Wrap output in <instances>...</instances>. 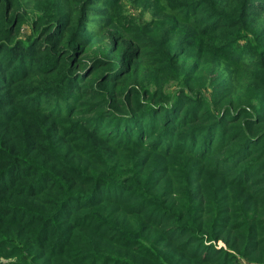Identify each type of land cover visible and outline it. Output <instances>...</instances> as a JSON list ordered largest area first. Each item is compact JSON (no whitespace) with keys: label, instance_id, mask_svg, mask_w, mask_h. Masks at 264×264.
<instances>
[{"label":"trees","instance_id":"1","mask_svg":"<svg viewBox=\"0 0 264 264\" xmlns=\"http://www.w3.org/2000/svg\"><path fill=\"white\" fill-rule=\"evenodd\" d=\"M122 1L0 0V264L264 263V0Z\"/></svg>","mask_w":264,"mask_h":264},{"label":"rangeland","instance_id":"2","mask_svg":"<svg viewBox=\"0 0 264 264\" xmlns=\"http://www.w3.org/2000/svg\"><path fill=\"white\" fill-rule=\"evenodd\" d=\"M120 12L126 16V18L133 19L135 21H138L140 24H148L149 22L152 23L151 28L153 27H158L163 24L162 20L160 18H163L164 16L156 17L153 19L152 15L150 14L149 11H143L140 7L137 5H134L130 3L129 1H122L121 2V7H120ZM36 11L32 10L29 14V17H33L36 15ZM150 28V29H151ZM24 35H29L30 34V28L28 25H23L22 28ZM166 92H175L176 91V83L174 81H171L167 86H166ZM218 248L224 247L223 243L218 242L216 244ZM6 261L3 258H0V262ZM240 264H264V263H253V262H248L245 259H240Z\"/></svg>","mask_w":264,"mask_h":264}]
</instances>
